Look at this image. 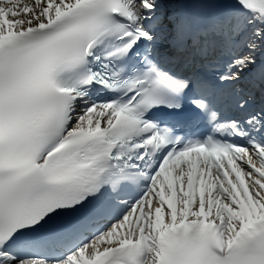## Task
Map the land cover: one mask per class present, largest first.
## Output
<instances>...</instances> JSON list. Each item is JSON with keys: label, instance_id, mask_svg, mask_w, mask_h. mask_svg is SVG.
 Segmentation results:
<instances>
[{"label": "snow or ice", "instance_id": "1", "mask_svg": "<svg viewBox=\"0 0 264 264\" xmlns=\"http://www.w3.org/2000/svg\"><path fill=\"white\" fill-rule=\"evenodd\" d=\"M0 264H264V0H0Z\"/></svg>", "mask_w": 264, "mask_h": 264}]
</instances>
